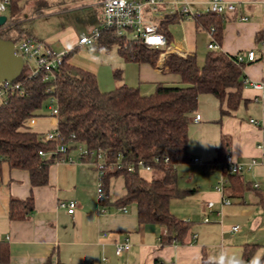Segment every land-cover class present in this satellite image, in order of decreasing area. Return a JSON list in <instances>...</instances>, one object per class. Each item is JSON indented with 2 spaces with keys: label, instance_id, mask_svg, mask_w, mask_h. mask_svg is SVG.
I'll return each instance as SVG.
<instances>
[{
  "label": "crops",
  "instance_id": "0c3cea01",
  "mask_svg": "<svg viewBox=\"0 0 264 264\" xmlns=\"http://www.w3.org/2000/svg\"><path fill=\"white\" fill-rule=\"evenodd\" d=\"M171 1L164 0L159 14L145 10V18L159 24L170 49L163 56L159 54L154 66L138 63L140 80L176 84L180 77L166 69V57L172 53L182 57L194 55L198 62L204 61L210 50L211 32L198 25L194 18L181 16ZM209 1L190 0L191 9L203 15L209 12ZM226 1L232 2L235 9L216 17L221 25L219 50L244 59L243 74L247 82L242 87L243 100L230 115H221L220 102L214 95H199L188 127L190 158L176 165L178 186L193 191L169 202L170 212L189 224L183 242L163 243L161 236L165 229L161 225L139 222L135 203L118 204L126 195L123 175L109 180L106 188L110 199L106 202L107 211L102 212L97 196L99 171L89 159L78 156L76 144H70L73 160L53 163L45 185H34L28 170L12 168L7 162L3 164L0 264H245L247 244H257L250 263H258L264 252V92L254 89L249 82L264 80V0ZM1 2L0 15L6 14L8 21L0 27V32L14 27L15 23L26 30L31 39L74 51L72 63L97 75L96 67L87 60H98L97 56L84 50L82 55L87 58L76 55L83 46H89L79 44V34L84 30L89 32L101 22V0H20L22 12L14 17L10 4L2 11ZM33 3L35 6L31 7ZM42 16L56 28L40 29L37 19ZM35 25L37 27L33 28ZM17 31V27L10 30V35L16 37ZM125 36L132 38L130 32ZM90 46L94 52L113 48L97 51L94 45ZM249 51L255 52L254 60L247 58ZM122 71L123 82L132 86L126 82ZM196 114L199 115L197 121L194 120ZM34 118L33 123L32 118L28 119L26 125L42 135L59 125V119L49 114ZM223 137L228 140L227 153L235 162L256 160V164L238 175L239 178L224 175L217 165L219 162H214ZM195 157L200 161L194 162ZM142 170L150 173L143 176L151 177V169ZM223 177L226 181L220 192L215 187ZM254 183L259 187H254ZM30 196L34 197V210L24 219H12L11 201ZM223 198L231 203L223 204ZM71 199L79 204L73 214L61 206ZM208 201L213 202L211 210L206 207ZM122 206H126V210H122ZM217 211H221V215ZM205 217L209 221H204ZM234 225L239 229L232 232ZM125 239L130 248L118 255L116 243Z\"/></svg>",
  "mask_w": 264,
  "mask_h": 264
},
{
  "label": "trees",
  "instance_id": "16d2710c",
  "mask_svg": "<svg viewBox=\"0 0 264 264\" xmlns=\"http://www.w3.org/2000/svg\"><path fill=\"white\" fill-rule=\"evenodd\" d=\"M20 0H11V16L17 15ZM220 14L207 12L194 19L212 32L219 43L221 25L217 21ZM0 36L18 43L31 39L22 27L13 25ZM18 35L11 36L16 29ZM119 44L120 55L127 62L157 63L160 49L145 45L137 39L119 35L114 29L105 30L94 44L97 51L110 50ZM74 51L68 52L63 64L56 70L55 78L46 79L41 72L28 75L27 67L16 80L23 81V91L8 95L6 102L0 103V179L3 164L12 168L26 169L31 174L34 185L49 182L50 166L57 156L44 157L40 151L49 152L59 142L45 141L41 133L26 125L32 117L47 116L45 107L55 97L60 109L59 129L67 138L73 135L88 148L103 150L107 168L104 181L108 186L114 176L123 175L126 180V195L118 204L135 203L137 218L141 223H157L165 232L163 243L176 240L183 242L189 224L170 212L172 198H182L192 189L178 186L176 165L189 160L188 127L192 114L196 111L199 95L210 93L220 102L221 115L232 114L240 105L244 85V62L237 56L221 50H209L202 64L194 55L186 57L169 54L165 59L166 69L180 77L176 84H156L150 94H142L138 87L123 82V71L117 69L115 77L122 83L115 89L103 91L95 73L78 67L71 61ZM228 148V140L221 139L214 162H222ZM167 158V160H165ZM122 166L111 169L120 161ZM151 169V177L142 175L138 163ZM134 166V170H128ZM239 178V174L228 176ZM34 210V197L25 200L13 199L10 217L24 219ZM257 244H247L244 248L245 264H251ZM257 264H264V252Z\"/></svg>",
  "mask_w": 264,
  "mask_h": 264
},
{
  "label": "built area",
  "instance_id": "2783aa9c",
  "mask_svg": "<svg viewBox=\"0 0 264 264\" xmlns=\"http://www.w3.org/2000/svg\"><path fill=\"white\" fill-rule=\"evenodd\" d=\"M102 11H101V22L98 26L92 28L89 32L84 33L80 39V45H94L102 36L103 32L108 29H114L119 35H126L127 32L131 33L132 38L139 40L147 46L159 48L160 56L165 55L169 49V43L166 36L160 31L158 23L151 19L145 18V10L152 12L153 14H159L160 8L164 4V0H101ZM173 5L177 8V12L187 18H195L201 16L200 12H194L190 6V0H172ZM11 0H2L1 10L5 11ZM209 11L213 13L222 14L224 12H232L235 9V5L232 2L226 0H210ZM245 19V18H243ZM215 31V27H210V32ZM213 37V36H212ZM16 45V53L21 55L25 60V66L28 69V75L35 76L41 72L46 74V79L55 78L56 70L63 64L65 57L68 53L67 50L56 52L52 46L46 42L39 41L36 39H22ZM210 50L218 49L219 45L215 38L208 44ZM178 54L183 55L178 52ZM184 57L188 55H183ZM249 60L255 59V52L249 51L247 54ZM238 60L244 62L241 56H238ZM33 64V66H32ZM244 82H247L245 79ZM254 89L264 92V80L249 82ZM16 91H23L22 80H8L0 82V101L6 102L8 95ZM49 115L59 119L60 109L58 106L57 99L52 97L50 99ZM32 117V123L34 122ZM194 120H199V115L196 114ZM251 122H256L255 119H250ZM45 141H57L59 142L55 149L44 152L40 151V154L44 157L50 155H56V162H71L73 157L70 154V144H76V150L78 156L83 159H89L94 164L98 171L100 180L97 187V196L100 203L102 212L107 211L106 202L110 199V194L107 191L106 184L104 181V174L107 168V162L105 161L104 151L91 149L86 146L83 142H79L76 136L73 135L67 139L59 129V126L46 132L43 135ZM264 144V141H263ZM167 160V158H165ZM194 162L200 160L195 157ZM256 164V160L252 159L248 163H237L233 160L230 154L225 156V160L219 162L221 172L224 175L227 174H240L244 169L251 168ZM121 159L116 166L111 165V169L121 167ZM138 166L145 170H150L148 165H144L142 162L138 163ZM115 167V168H114ZM134 166H129L128 170L133 171ZM224 177L220 180L219 184L215 187L216 190L222 192L225 183ZM254 187L258 188L259 184L254 183ZM222 203L229 205L231 201L228 198H223ZM62 207H65L69 213L73 214L76 212L79 204L77 200L71 199L61 203ZM213 206L212 201L206 203V207L211 210ZM122 210H126V206L121 207ZM217 214L221 215V211H217ZM204 221H209L208 217L204 218ZM238 225H234L231 231H237ZM130 248L128 239L119 241L116 243V253L121 255L123 252Z\"/></svg>",
  "mask_w": 264,
  "mask_h": 264
},
{
  "label": "rangeland",
  "instance_id": "374dc122",
  "mask_svg": "<svg viewBox=\"0 0 264 264\" xmlns=\"http://www.w3.org/2000/svg\"><path fill=\"white\" fill-rule=\"evenodd\" d=\"M30 6L33 7V6H35V4L33 3ZM19 9L20 10L18 11L17 16L22 12V8L19 7ZM45 18L46 17L42 16V18L37 19V25L39 23L40 29H43L45 31L46 30L51 31L54 28H56L55 24L53 26V24L51 25V23H47ZM13 25H16V24L14 23ZM37 25H35L33 28L37 27ZM87 31L88 30H86V31L84 30L83 32H87ZM83 32H81L79 34L80 37L82 36ZM52 48L56 52L62 51V49L60 47L56 48V47L52 46ZM118 48H119V44H115L110 51L94 52L91 49L90 45L89 46H83L81 48V50L78 51L76 56H79L81 58H87L86 56L82 55V50H84V51L90 52L91 54H94L95 56L98 57V60H96V58H94V59L88 58L87 60H89V63H91L92 65L94 64V67H96V71H97L96 73L98 75L99 85L103 91L113 90L122 83V80H119L118 78L115 77V71L117 69H123L126 82L130 83L134 87H138L140 89V91H142L144 93L145 92L152 93L155 90L156 83L151 82V81L140 80L138 63H134V62L125 63L123 61L121 55L119 54ZM198 62H199V64H202L203 60L200 59V60H198ZM32 66H33V64H32ZM27 72H29L28 69H27ZM1 102L2 101H0V103ZM48 105H50V102L48 103ZM44 112L49 113V106L45 107ZM141 173L144 175H150L149 172H145L144 170H141ZM221 176L222 175L220 173V177Z\"/></svg>",
  "mask_w": 264,
  "mask_h": 264
},
{
  "label": "water",
  "instance_id": "95a60500",
  "mask_svg": "<svg viewBox=\"0 0 264 264\" xmlns=\"http://www.w3.org/2000/svg\"><path fill=\"white\" fill-rule=\"evenodd\" d=\"M8 16L0 15V27L6 25ZM25 68L24 58L16 53V45L13 41L0 36V82L16 80Z\"/></svg>",
  "mask_w": 264,
  "mask_h": 264
},
{
  "label": "clouds",
  "instance_id": "9594fccd",
  "mask_svg": "<svg viewBox=\"0 0 264 264\" xmlns=\"http://www.w3.org/2000/svg\"><path fill=\"white\" fill-rule=\"evenodd\" d=\"M221 264H223V262H221Z\"/></svg>",
  "mask_w": 264,
  "mask_h": 264
}]
</instances>
